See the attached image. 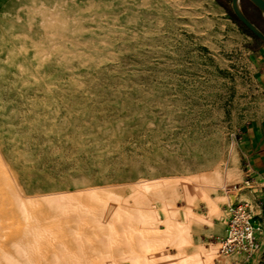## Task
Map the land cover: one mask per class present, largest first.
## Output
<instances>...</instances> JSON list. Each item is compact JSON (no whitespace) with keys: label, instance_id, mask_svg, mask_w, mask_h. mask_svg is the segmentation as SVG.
<instances>
[{"label":"rangeland","instance_id":"1","mask_svg":"<svg viewBox=\"0 0 264 264\" xmlns=\"http://www.w3.org/2000/svg\"><path fill=\"white\" fill-rule=\"evenodd\" d=\"M239 4L264 32V14ZM261 44L232 0H0V158L36 220L27 230L30 219L4 198L0 264H14L10 252L16 264H57L75 242L82 264H101L114 237L103 222L119 229L122 211L149 214L160 197L167 210L155 230H136L152 237L176 223L191 242L200 236L190 209L208 203L195 187L219 206L210 194L233 173L238 132L264 116ZM141 180L157 184L154 194L132 187ZM119 241L110 253L126 264Z\"/></svg>","mask_w":264,"mask_h":264},{"label":"bare ground","instance_id":"2","mask_svg":"<svg viewBox=\"0 0 264 264\" xmlns=\"http://www.w3.org/2000/svg\"><path fill=\"white\" fill-rule=\"evenodd\" d=\"M50 27V25H48ZM53 27V26H51ZM3 160L0 158V222L4 220H9L11 215L9 212L11 210H7L6 203L4 198H10L12 200V206L15 207V211H20L25 222L27 219H30L29 225L26 224V229L35 228L36 220L32 212H28L25 207V202L32 203L25 197L24 194L20 193L15 187L14 180L8 175L10 172L4 169L2 163ZM183 187H187V182L185 180H181ZM157 184L151 183L149 180H141L137 184L132 185L133 188H137L145 193L154 194L153 188ZM3 188H2V187ZM198 194H200L208 203L209 211L208 216L197 214L195 215L197 219H199L203 223H211V219L213 216H220L221 210L217 205V201L210 198L208 194V190L205 185H197L195 187ZM7 196H6V195ZM120 195V194H119ZM121 196V195H120ZM158 205L154 207L151 213H146L141 210H133L132 212L122 211L123 219H117V222H123L122 226L119 229H115L111 222L104 221V227L108 233H113V239H104L102 242L103 247L105 248L104 255L98 259L101 264H115V258L110 253V247L116 246L119 247L121 238H123V244L128 246V250L122 252L120 254V260H123L126 264H227L228 258L227 256L231 255H221L218 256L214 251L205 248L203 245L197 246V251L194 253L188 254L186 252L187 247H192V242L189 239L188 228H186L183 224L172 223L168 229L158 235L154 234L152 237H148L144 232L138 231L135 229L134 222L140 223L142 227L145 229H149L152 231L155 230L154 223L159 220L160 211L167 210V202L162 198H158ZM9 203V202H8ZM120 203L118 201L116 208L120 207ZM30 217V218H28ZM32 217V218H31ZM192 216L189 212L183 214L184 223L190 221ZM126 221V222H125ZM35 227H34V226ZM4 228H9L7 226L0 227L1 230ZM16 233V232H15ZM28 237L33 239V233L28 232ZM45 234V232H44ZM1 236H3L1 234ZM151 236V235H150ZM34 242V240H33ZM63 246V243H62ZM72 247L70 253L75 255L66 256L65 258H61L60 260L56 259L57 264H82L85 257L84 253L81 249V244L79 242H75L73 246L71 244L68 246ZM174 247L176 249L175 253H167L168 248ZM27 252V251H26ZM69 254V253H68ZM10 257L13 259L14 264L18 261L13 254L9 253ZM13 256V257H12ZM83 256V257H82ZM46 259V256H45ZM218 259V263L216 262ZM34 260V259H33ZM29 263L26 259L23 260L20 264ZM89 264H94V260L87 261ZM9 264V263H8ZM42 264V263H41ZM47 264V263H44Z\"/></svg>","mask_w":264,"mask_h":264},{"label":"crops","instance_id":"3","mask_svg":"<svg viewBox=\"0 0 264 264\" xmlns=\"http://www.w3.org/2000/svg\"><path fill=\"white\" fill-rule=\"evenodd\" d=\"M255 74L257 84L264 92V44L257 48ZM232 172L229 177L225 174V180L222 183V188L219 189L220 191L210 194L215 199L220 197L218 204L221 215L213 216L210 224L197 223L202 226L203 232L200 236H192V242L194 244L205 242L218 245L216 240L225 234L228 206L238 200H247L253 207L254 223L260 227V232L257 233L260 248L251 257L238 253L227 256V258L229 264H264V116L249 121L239 130L237 158L232 164ZM247 179H251L249 186L243 184ZM176 203L181 208L188 205L187 200L180 202L181 205L178 201ZM190 210L196 214L208 216L209 207L208 204L206 206L201 203L198 207L195 200ZM214 239L216 243L213 241ZM205 243L203 245L208 247Z\"/></svg>","mask_w":264,"mask_h":264},{"label":"built area","instance_id":"4","mask_svg":"<svg viewBox=\"0 0 264 264\" xmlns=\"http://www.w3.org/2000/svg\"><path fill=\"white\" fill-rule=\"evenodd\" d=\"M251 184V179L243 183ZM228 219L223 237L218 239L219 252L223 255L238 253L251 257L260 248L257 233L260 227L254 223L252 204L247 200H238L227 208Z\"/></svg>","mask_w":264,"mask_h":264},{"label":"water","instance_id":"5","mask_svg":"<svg viewBox=\"0 0 264 264\" xmlns=\"http://www.w3.org/2000/svg\"><path fill=\"white\" fill-rule=\"evenodd\" d=\"M264 14V0H250ZM240 0H232V8L236 17L250 32L264 42V32L261 31L243 12Z\"/></svg>","mask_w":264,"mask_h":264}]
</instances>
